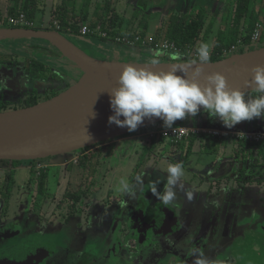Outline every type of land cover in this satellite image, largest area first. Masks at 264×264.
Listing matches in <instances>:
<instances>
[{
    "label": "flooded vegetation",
    "instance_id": "obj_1",
    "mask_svg": "<svg viewBox=\"0 0 264 264\" xmlns=\"http://www.w3.org/2000/svg\"><path fill=\"white\" fill-rule=\"evenodd\" d=\"M98 1H104L106 10L111 9L113 2L121 3L124 11L139 18L137 25L115 23L120 30L136 27L145 32L150 26L149 21L157 18L162 22L156 29H162L170 20H188L199 16H209L206 18L221 21L227 18L226 22H229H224L223 27L217 28L216 38L219 32H224L229 38L234 30L230 20L237 0H210L205 3L201 0H167L165 5V0H143L149 2V10L140 11L136 8L141 0H0V19L7 18L12 8L33 12V25L23 29L56 31L91 57L96 55V58L103 60H123L124 57L117 55L121 49L119 46H108L104 41L98 42L96 37L79 35L76 29L78 22H67L71 26L70 32L67 31L68 25L60 22L85 18L86 15H82L85 6L95 7ZM217 4H220L218 15L221 17L210 16L213 15L211 9L216 8ZM250 7L254 8L250 15H257L259 20L258 14L264 13L260 11V2L251 0ZM222 9L225 13H222ZM247 16L239 28L240 32L247 30ZM54 19L59 20L58 30L49 26V22ZM95 21L103 27L113 25L107 24V19L98 14L91 17L88 24L93 26ZM17 28L20 27L5 22L0 25V29ZM15 55H19L21 59L13 58ZM128 58L131 60L129 55L125 57L126 60ZM69 63L58 50L44 40L22 38L0 41V71L3 68L9 78L0 79L7 83V88L0 91V113L26 108V105L35 101L38 104L62 93L81 76V71ZM18 92L24 93L18 95ZM42 99L44 100L41 101ZM258 122L259 120L255 119L254 124L257 125ZM173 125L195 127L197 131H188L182 139L170 141L161 136L160 131L156 132L163 127L162 123L156 129L152 126L127 134L148 136L142 161L134 167L130 176H124L130 182H134L137 176L142 178V184L133 183L135 198L114 191L123 175L115 173L107 182L105 176L114 172L112 173V169L108 168L109 164L102 162L96 157L97 152L95 153L100 145L127 135L59 158L26 161L29 164L25 167L20 166V163L14 165L13 162L0 161V264H158L163 256L170 257V264H194V258L188 254L193 247L203 252L211 264L233 263V258L239 251V248L234 246V240L204 231L213 223L214 231L215 228L217 231L232 229L230 236L233 231H237L241 234L242 241H245V235L251 227L264 231V221H261L260 216L264 214L263 204L260 206L264 194L258 199L249 187L252 180L258 181L264 177L263 170L262 173H256L259 168L261 170L264 167V159L258 147L264 146V143H251L241 139L240 134L256 131L248 128L239 130L236 126L225 128L218 119H209L203 111L194 118L177 120ZM214 129L228 134L225 137L209 134L208 131ZM202 136L235 141V158L239 159V162L231 172L223 169L224 160L221 162V159L220 163L215 165L213 173L210 169L204 175H199V171H196V163L201 158L193 159V164L188 162L192 160L190 156L193 154H213V158L209 159L211 163L216 158L215 146L207 144L199 151L193 148ZM250 145L254 148L249 147ZM57 160L64 162L63 165L58 164ZM175 162L183 163L185 174L192 179L197 178L201 185L206 184L207 189L205 195H199L195 187H191L190 181H182L184 186L188 184L185 186L189 188L187 191L193 193L191 201L194 203L192 209H195L192 219L187 220L189 225H186L183 236L178 235L182 216L180 208L177 217L167 220L164 216L167 206L151 193L149 187L152 182L160 180L157 190L162 192L164 174L158 171L159 167L162 163L168 166L169 163ZM74 165L77 168H74ZM50 166L60 168L56 176L51 175L56 183L52 191H48L51 178L47 169ZM18 168L28 171L27 183H24L22 189L16 185L13 177L15 169ZM74 169L79 170L76 175L72 174ZM101 171L104 174H101ZM102 175L104 178L98 182ZM197 175L202 176L201 179L196 177ZM103 181L105 188L101 186ZM230 182L231 186L228 187ZM23 203V212L15 215V209H20ZM155 206L157 210L148 212ZM172 207L174 206L171 205ZM253 208L261 210L256 219L259 225L253 223L254 221L251 225H246L245 222L242 225L235 223L236 215H249ZM175 219L177 221L173 226ZM253 229L249 232L254 231ZM45 245L49 248V255L44 254L47 250ZM258 246L259 251L262 250L261 242Z\"/></svg>",
    "mask_w": 264,
    "mask_h": 264
},
{
    "label": "water",
    "instance_id": "obj_2",
    "mask_svg": "<svg viewBox=\"0 0 264 264\" xmlns=\"http://www.w3.org/2000/svg\"><path fill=\"white\" fill-rule=\"evenodd\" d=\"M22 38L48 42L81 71V76L65 91L49 100L0 113V161L59 158L163 123L158 118H146L132 132L108 123V117L113 114L109 91L116 86L121 68L129 64L145 67L147 63L91 57L56 31L0 29V41ZM168 63L169 60H161L159 67H165ZM257 65H264V45L209 62L203 67L197 82L202 85L204 77L220 73L230 88L248 92L244 82L251 79V69ZM163 70L166 71V67ZM176 75L182 73L177 72ZM57 163L64 162L57 160Z\"/></svg>",
    "mask_w": 264,
    "mask_h": 264
},
{
    "label": "clouds",
    "instance_id": "obj_3",
    "mask_svg": "<svg viewBox=\"0 0 264 264\" xmlns=\"http://www.w3.org/2000/svg\"><path fill=\"white\" fill-rule=\"evenodd\" d=\"M159 55L157 53L145 67L129 64L121 68L116 86L109 91V104L113 113L108 117L109 124L132 132L146 118H158L165 128H172L175 121L194 118L201 109L209 119H218L229 129L242 121L264 118V65L251 69V79L244 82V88L249 89L246 92L230 88L220 73L204 77L202 85L197 82L203 67L210 62L211 49L208 43L201 42L195 49V58L187 61L180 51L169 53L166 71L163 70L165 67H159ZM153 68L159 70L153 71ZM177 72L182 75H176ZM6 88V81L0 80V90ZM165 171L163 191L157 190L160 180L152 182L149 187L162 204L169 206L176 200L177 190L184 189L181 181L185 176V168L183 163L175 162L169 163ZM133 183L142 184V178L137 176L134 182H130L126 177H121L114 191L135 198ZM185 196L191 200L193 193L186 191ZM188 254L194 258V264H211L209 258L197 248H191Z\"/></svg>",
    "mask_w": 264,
    "mask_h": 264
},
{
    "label": "rangeland",
    "instance_id": "obj_4",
    "mask_svg": "<svg viewBox=\"0 0 264 264\" xmlns=\"http://www.w3.org/2000/svg\"><path fill=\"white\" fill-rule=\"evenodd\" d=\"M142 1L143 0H141V3L138 5L136 10L137 11L149 10L148 9L149 2L147 3L145 1H143V2ZM174 1H177V0H174ZM201 1H203L205 3V2H208L210 0H201ZM166 2H167V0H165L163 4L164 5L167 4ZM257 2L258 3L260 2V11L261 12L264 11V0H257ZM104 4H105L104 1H102V3L98 1L97 6H95V7L93 5H90L88 7L85 6V9H84L85 12L83 11L84 13H82L83 16H84V14L86 15V17H85L86 22L85 23H87V24L90 23L91 17L95 16V14H98V16H100L101 18L107 19V24H115V23L122 22V24H124V25H131V24L137 25V22H139V18L132 17L128 12H126L122 9L123 6L121 3L113 2V4L110 7L111 8L110 10L104 9ZM69 5H70V3H69ZM164 5H161V6H164ZM219 6H220V4H217L216 8L211 9V11L213 10L212 11L213 15H210V16L217 15L218 17H221V15H218L219 14L218 11H220ZM173 7H174V5H173ZM174 8L176 9L177 7H174ZM223 9H222V13H225V11H223ZM249 9H250L249 14L247 16L248 20L247 19L245 20L246 26H247V30L245 32L247 34L253 28L256 21H258L257 15H255V14L250 15V12L254 11V8L250 7ZM258 16L260 17L259 21H262L264 23V18L261 16V14ZM206 17H209V16H206ZM206 17H204V19H205L204 20L205 21L204 30L202 32L201 38L197 41L196 45L199 46V44L201 42L208 43L210 46V49L212 50V48H214L215 43H216L215 38H216V31L218 30L217 28L222 26V23L224 25L225 24L224 22H226L227 18L223 19L221 21L218 19L214 20V19H210V18H206ZM80 19H82V18H80ZM110 20H111V22H109ZM57 21H59V20L57 19ZM76 21H77L76 19H69V22H76ZM143 22L144 21H141V23H143ZM161 22L162 21L158 18L149 21L148 24L150 25V28H151L150 33H152V34L154 33L153 34L154 36H156V32H157L156 27L158 28L159 27L158 25ZM227 22H229V21H227ZM153 26L154 27L156 26L154 32H153ZM159 39L162 40V37L160 36ZM262 43H264V38L262 39ZM114 47H116V46H114ZM137 50H139V49H137ZM91 54H93V53H91ZM95 56L96 55H94L93 57H95ZM154 56H156V53H155L153 48L144 47V48H141L140 56L130 54L129 57H131V60H130V58H128V60L133 61V62L137 61V62H141V63H147ZM13 58L19 59V60L21 59V57L19 55H15ZM166 58L167 57H165V59H163L162 61H167ZM118 60H120V59H118ZM69 64H72V63L70 62ZM0 79H9L6 77V72L4 71L3 68H1V71H0ZM76 80H75V82H76ZM62 89L63 88H61V90ZM23 93L18 92L17 94L21 95ZM43 100L44 99H42L41 101H43ZM258 120H259V122H258L259 124H257V125L254 124L255 119H253L251 121H242L235 126L238 127L239 130L248 128V130H254L256 132H264V120H262V119H258ZM161 124L162 123L154 125L153 128L154 129L159 128L161 126ZM192 128L196 129L195 127H192ZM201 141L205 145L208 144L207 141L200 140L199 142H201ZM208 145H210V144H208ZM135 146H136L135 142L129 141L125 144H121V146L116 147L114 154H113L112 166L115 167L114 164H116L118 167L126 166L127 161H129V158L125 157V154L127 152V148H129V147L134 148ZM202 153H204V151H202ZM210 157L211 156H207L204 154H193L190 156V159H192V160L188 161V162H192V164H193V159L201 158L199 161L196 160L198 162V163H196V165H197L198 169L203 170V167H205L206 165H209L207 163V161L210 159ZM120 160H121V162H120ZM237 160H239V159L235 158L234 161H232V159L231 160H228V159L224 160V164L222 165L223 169H226L228 172H231L233 170V168H235L237 166ZM27 164H29V163L25 161V162H20L19 165L25 167ZM188 167H190V164H188ZM222 167H221V169H222ZM246 168L248 169V166H246ZM47 170H48L49 176L51 178V180L49 182L50 185H48V191H52V187H54V185H56V183L54 181L55 178L51 177V175L56 176L59 173V167L58 166H55V167L50 166V167H48ZM262 170L264 171V167H262L261 170L259 168L256 173H262L261 172ZM103 171H105V169H103ZM117 172L119 173L120 171H117ZM1 173L2 172L0 171V175H1ZM100 173L104 174V173H102V171ZM113 175H115V172L112 175L108 174L107 176H105V177H107V182H108L109 178L113 177ZM13 177H14L16 185L18 184V187H20L22 189L24 183H27L28 171L26 169H23V168L15 169ZM103 178H104V175H102L100 177L98 182H101ZM263 180H264V177L258 181L252 180V183H250V186L256 187L258 185V186H260V188L264 189V181ZM101 186H102V188H105L104 181L101 183ZM230 186H231V182L228 184V187H230ZM187 190H189V188H185V186H184L183 190H180V189L177 190L176 194H179V195H177L176 200L172 204L174 207L171 208V205L167 206L166 207L167 213L164 215L167 220H173L175 216L177 217L178 208H180V212L182 211V216L180 215L181 216V218H180V229L178 231V235H182V236L184 234V229H185L186 225H189L187 223L188 222L187 220L192 219L194 212H195V209L194 210L192 209L194 206L193 205L194 203L191 200H188L185 196V192ZM252 192L255 195V191L252 190ZM263 194H264V192H263ZM256 197L258 199H260L261 195L256 196ZM144 200H146V197H144ZM262 204L264 206V198H261L260 206ZM24 207H25V205L23 203L20 209H15L14 214L17 215L18 213H22ZM155 210H157L156 206L148 212L153 213ZM190 210H191V212H190ZM260 211L261 210H257L255 208H253L252 212H250L249 215H246V216H242L240 214H239V216L236 215L235 216L236 217L235 223L238 225H240V224L242 225V224H244L243 222H245L246 225H249V224L251 225L252 222L254 221L253 223L256 222V224H258V221L256 219H257L258 215H260ZM189 212H190V214H189ZM111 215H112V213H111ZM260 216H261V221H264V214H261ZM20 217H22V215ZM247 219H250V220L247 221ZM176 221H177V219H175L173 221V226L176 223ZM100 222L103 223V221H100ZM263 226H264V223H263ZM215 229L216 230L214 231V224L212 223L204 232L207 234H209L211 232L210 233L211 235H213V233H215L216 235L219 234L220 236L222 235L223 237L228 238L229 240H230V238H232L234 240V246L239 248L238 254L236 256H234V258H233V263H229V264H264V231H258L257 229H253V227H251L249 230L253 229L254 231L249 232V230H248V234H246L245 238H244L245 241H242L241 234H239L237 231H233V233L230 236L232 229H228V230H226V229L219 230L218 229V231H217V228H215ZM187 239H190V238L187 237ZM260 242L262 243V246H261L262 250L259 251L258 243H260ZM179 246H181L180 243H179ZM256 246H258V247H256ZM45 247H47V246L45 245ZM44 254L49 255V248L48 247H47V250H45ZM150 260H152V258ZM158 264H170V257H165V256L161 257L160 262Z\"/></svg>",
    "mask_w": 264,
    "mask_h": 264
},
{
    "label": "built area",
    "instance_id": "obj_5",
    "mask_svg": "<svg viewBox=\"0 0 264 264\" xmlns=\"http://www.w3.org/2000/svg\"><path fill=\"white\" fill-rule=\"evenodd\" d=\"M4 22L8 25L20 28L31 27L34 23L33 21L28 20L24 13H21L18 16H8L7 18H1L0 25H3ZM49 24V26L54 29L58 30L60 28L59 21L56 19L51 20ZM77 29L79 35L86 37L93 36L112 46L125 47L128 49L151 47L154 49L156 54L160 53L159 57L161 59L167 57V60H169L168 54L173 51H180L185 61L193 59L195 58V49L198 46L196 45L193 48H190L189 46L180 47L166 39H156L153 34L148 35L136 27L127 30L119 29L115 35H110V30L106 31V28H104L101 23L96 24L95 26H90L85 22H78ZM67 31H71V26H67ZM263 38L264 23L262 21H256L248 34L246 32H241L233 44L229 45V47L223 48L218 54L219 56L226 58L235 53H241L247 49L249 50L253 47H259L264 45V43H262ZM188 131L194 132L197 130L194 128H188L186 126H173L172 128H166L160 131V134L170 141H177L186 136ZM208 132L209 134L217 137H225L228 134L225 131H219L216 129L209 130ZM239 136L241 139L250 141L251 143H264V132H246L242 133V135L240 134Z\"/></svg>",
    "mask_w": 264,
    "mask_h": 264
},
{
    "label": "crops",
    "instance_id": "obj_6",
    "mask_svg": "<svg viewBox=\"0 0 264 264\" xmlns=\"http://www.w3.org/2000/svg\"><path fill=\"white\" fill-rule=\"evenodd\" d=\"M155 27L153 26V32L155 30ZM150 31H151V28L149 26L148 30H146L144 33H146L148 35H151L152 33H150ZM120 48H121L120 49L121 51L119 50V53L117 55L118 56L120 55V56L124 57V59H123L124 61H130V60H126L125 59V57H128V55H130V54L139 56L140 53H141V51L139 52L137 49H128V48H125V47H120ZM117 59H120V58H117ZM130 62H133V61H130ZM213 119H215V118H213ZM215 122H216V120H215ZM173 126H176V125H173ZM163 127H161L162 129L160 128L158 131L156 130V132H159V131H162V130L166 129V128H163ZM146 138H148V136L144 135V136H139L138 137L137 135H127V136L121 137L119 139L113 140L111 142H107V143H105L103 145H100L99 146V150L95 149V150H97V151H95V153L97 152V156L96 157L101 159L102 162H107L109 164V167H108L109 170L112 169V173L115 172V173L119 174V176L123 175V177L124 176H130V174L132 173V170L134 169V167H136V165L139 164L140 161H142V159L144 157V154L146 153V151H145V149H146L145 147L146 146L144 147V144L147 141ZM201 140L207 141L208 144H210L212 146H215L217 150H215L216 151V154H215L216 158L213 160V163H211L210 160H208L207 163L209 165H206L205 167H203V170L196 168V171L197 170L199 171V173H198L199 175H202V174L204 175L206 173V171L209 172L210 169H211V171L213 173V171L215 170V165L220 163V159H221V162L223 160H225V159H228V160L232 159V161H234L235 156H236L237 153H235L236 150H234L235 146H236V143H235V141L233 139H227V140L223 141V140L210 139L208 137L202 136ZM129 141L135 142L136 146L134 148H131V147L127 148V152L125 154V157H128L129 161H127L126 166L118 167L116 164H114L115 167H113L112 166V159H113V154H114V151H115L116 147L121 146V144H125V143H127ZM199 141L195 142V144L193 145V148L195 150H198V151L202 150L206 146L204 143H202V141L201 142H199ZM245 157H247V156H245ZM211 158H213V154H212ZM222 158H224V159H222ZM120 162H121V160H120ZM237 162H239V160H237ZM74 168H77L76 165H74ZM166 168H167V165L162 163L161 166L159 167L160 170H158V171H160V172H162L164 174V177L166 176V174H165L166 173V171H165ZM157 169L158 168H156L155 172H157ZM77 170L78 169H74L72 171V174L76 175ZM117 171H120V172L118 173ZM164 177H163V179H164ZM196 177H199L201 179L202 176H198L197 175ZM182 181H188V182L190 181L191 182V184H190L191 187H195L196 192H198L199 195H202V194L205 195L206 192H207L206 184H204V185L199 184V181L195 177L192 179V177H189V176H187L185 174V176L182 178ZM186 185H188V184H185V186ZM249 187H250V189L255 191V195L256 196H260L264 192V189L260 188V186H258V185L256 187L255 186L254 187L249 186Z\"/></svg>",
    "mask_w": 264,
    "mask_h": 264
},
{
    "label": "trees",
    "instance_id": "obj_7",
    "mask_svg": "<svg viewBox=\"0 0 264 264\" xmlns=\"http://www.w3.org/2000/svg\"><path fill=\"white\" fill-rule=\"evenodd\" d=\"M250 6H251V0H237V4L234 7V11L232 13V17L230 20V24H232L234 28L233 33L229 38L226 36L224 32L218 33V36L215 40L216 42L215 46L211 50L212 56L210 58V62H217V61L224 59L223 57L219 56L218 53L223 48L229 47V45L233 44L235 40L237 39V36L240 35L241 32L239 31V28L242 25L245 17L248 15ZM21 13H24L28 20H31V21L34 20L33 12L28 13L27 11L19 9V8H12L9 11V16H18ZM260 14L264 18V13L262 12V13H259L258 15ZM204 20L205 19L203 16H199L196 18H190L188 20L187 19L170 20L168 21V23H166L165 26H163L162 29L159 28L156 30L157 32H156L155 37L156 39H159L161 36L162 39H166L170 42H173L180 47L189 46L190 48H193L194 46H196L197 41L201 38L202 32L204 30V25H205ZM96 21L93 24V26L97 24ZM60 22L61 24L68 25L67 22H69V19L60 20ZM76 22H86V20L85 18H82V19H78ZM104 28H106L105 29L106 31L110 30V35H115V33H117L119 30L115 24H113L112 26L110 25L108 27L105 25ZM97 40L98 42H102V40L100 39H97ZM105 44L109 45L107 43ZM109 46H112V45H109ZM36 103L37 102L35 101L33 102V104L26 105V107L33 106ZM249 147L254 148V146L252 145H250ZM258 147L261 151L262 158L264 159V146H258ZM19 163L20 162H13L14 165L15 164L17 165Z\"/></svg>",
    "mask_w": 264,
    "mask_h": 264
}]
</instances>
